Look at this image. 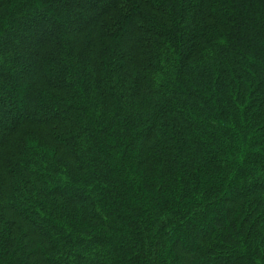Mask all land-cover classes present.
Masks as SVG:
<instances>
[{
	"label": "trees",
	"instance_id": "trees-1",
	"mask_svg": "<svg viewBox=\"0 0 264 264\" xmlns=\"http://www.w3.org/2000/svg\"><path fill=\"white\" fill-rule=\"evenodd\" d=\"M0 264H264V0H0Z\"/></svg>",
	"mask_w": 264,
	"mask_h": 264
}]
</instances>
